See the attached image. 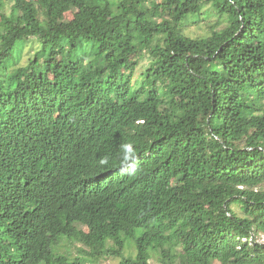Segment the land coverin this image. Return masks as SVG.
<instances>
[{"label": "trees", "instance_id": "1", "mask_svg": "<svg viewBox=\"0 0 264 264\" xmlns=\"http://www.w3.org/2000/svg\"><path fill=\"white\" fill-rule=\"evenodd\" d=\"M262 236L264 0H0V264H264Z\"/></svg>", "mask_w": 264, "mask_h": 264}, {"label": "rangeland", "instance_id": "2", "mask_svg": "<svg viewBox=\"0 0 264 264\" xmlns=\"http://www.w3.org/2000/svg\"><path fill=\"white\" fill-rule=\"evenodd\" d=\"M7 10H10V5L7 6ZM220 17L213 13L211 7H205L203 11V16L194 17L189 20L187 25L184 28V32L187 36L193 39H199L207 37L211 34L213 28H217L220 24ZM227 25V19H225L224 23L221 25L223 28ZM40 50V43L35 38L31 39L28 44H21V49L16 54V64L14 69L21 66H26L31 60H33ZM150 64V59L145 58L142 60L140 67L138 68V74H142L146 68H148ZM137 253L135 245L128 241L125 257H135ZM121 259H101L97 264H118ZM152 264H161L158 258H153ZM215 264H223L222 262H216Z\"/></svg>", "mask_w": 264, "mask_h": 264}, {"label": "built area", "instance_id": "3", "mask_svg": "<svg viewBox=\"0 0 264 264\" xmlns=\"http://www.w3.org/2000/svg\"><path fill=\"white\" fill-rule=\"evenodd\" d=\"M254 239V237L252 238V240ZM258 243H262L264 244V236L260 237L258 240H257Z\"/></svg>", "mask_w": 264, "mask_h": 264}]
</instances>
